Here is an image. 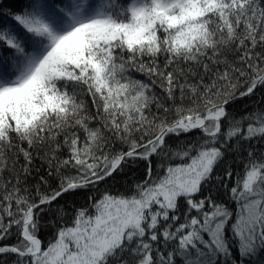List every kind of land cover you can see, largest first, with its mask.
<instances>
[{"label":"snow or ice","instance_id":"obj_1","mask_svg":"<svg viewBox=\"0 0 264 264\" xmlns=\"http://www.w3.org/2000/svg\"><path fill=\"white\" fill-rule=\"evenodd\" d=\"M262 101L264 0L0 3V264H264Z\"/></svg>","mask_w":264,"mask_h":264},{"label":"trees","instance_id":"obj_2","mask_svg":"<svg viewBox=\"0 0 264 264\" xmlns=\"http://www.w3.org/2000/svg\"><path fill=\"white\" fill-rule=\"evenodd\" d=\"M25 2V0H0V3H2L4 6L6 7H11L13 10L19 9V7ZM137 78H140L137 74ZM260 100V92L258 91L256 95H254L253 97H251V99H243L240 100L238 102L232 103L229 105V111L234 113L236 115L237 118H239L240 116H242L245 112H250L252 111L253 106L256 105V102ZM245 105H248V107H245ZM260 107H264V101H262L259 105ZM181 139H185L184 136L181 137ZM35 165L37 167H40V175H46V169H47V165H42V162L40 159H36L34 161ZM144 167L145 165L143 164V162H141V164L136 167V168H127L125 169V174L121 175L118 178V184L117 187H123L124 186V182L125 180L127 181H131L134 178H139L142 176L143 171H144ZM154 167H155V163H154ZM35 172H34V176H35ZM38 179V176L36 177ZM29 181L31 183H35V180L32 177H29ZM53 187L55 186V184L57 183V181L52 180L51 181ZM111 183V182H110ZM101 189H103L105 186L101 185L100 186ZM64 201L61 200L60 203H63ZM72 201L69 200V204H71ZM75 203L77 204V206L79 205H83L85 204V197L84 195L78 194L75 198ZM41 235L43 236L44 233L42 232ZM13 242L12 240L9 241H5L4 243H11Z\"/></svg>","mask_w":264,"mask_h":264}]
</instances>
